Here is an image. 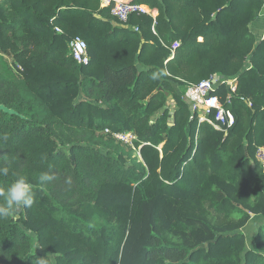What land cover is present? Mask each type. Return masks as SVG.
<instances>
[{
  "label": "trees",
  "instance_id": "1",
  "mask_svg": "<svg viewBox=\"0 0 264 264\" xmlns=\"http://www.w3.org/2000/svg\"><path fill=\"white\" fill-rule=\"evenodd\" d=\"M140 1L159 16H132L128 29L114 28L98 0L0 2V51L44 112L16 106L19 88L0 72V104L25 117L0 111V166H10L0 188L15 172L35 193L0 220V264H264V227L257 251L239 233L249 217L240 210L264 216V40L250 29L263 2ZM76 37L88 44L87 67L70 54ZM213 75L238 78L236 93L216 91L223 104L231 97L226 132L190 120L184 96ZM97 130L135 134L140 159L102 148ZM42 172L52 182L39 184Z\"/></svg>",
  "mask_w": 264,
  "mask_h": 264
},
{
  "label": "built area",
  "instance_id": "2",
  "mask_svg": "<svg viewBox=\"0 0 264 264\" xmlns=\"http://www.w3.org/2000/svg\"><path fill=\"white\" fill-rule=\"evenodd\" d=\"M3 0H0V2ZM100 8L109 9L111 15L121 24H125L132 16L153 15L150 9L135 0H98ZM138 31L137 28H134ZM179 46L175 43L173 49ZM69 50L74 61L82 67H87L92 62L87 42L76 37L69 43ZM21 69V67H19ZM213 75L208 79L201 81L197 85L187 86L186 96L193 103V113L190 120L197 119L199 123H206L219 131H227L235 125V116L228 108L231 104V97L227 98V103L223 104L216 91L221 86H226L230 95L237 92L238 78H220ZM106 134L111 135L115 140L123 144L133 146L137 137L133 133H112L109 130ZM256 160L264 171V147H257ZM117 264H121L120 262Z\"/></svg>",
  "mask_w": 264,
  "mask_h": 264
},
{
  "label": "rangeland",
  "instance_id": "3",
  "mask_svg": "<svg viewBox=\"0 0 264 264\" xmlns=\"http://www.w3.org/2000/svg\"><path fill=\"white\" fill-rule=\"evenodd\" d=\"M261 1L263 2V7H264V0H261ZM261 14L264 15V9H263V12ZM150 16L152 17V15H150ZM258 18H260V17H258ZM255 22H253L250 25V29L256 38V42L259 43V42L264 40V19H261L262 24L260 27H258V31H256V32L254 31L255 29L252 30V28H254L253 24ZM57 32L59 33V29H57ZM251 61H252L251 58H249L246 61V66L248 68H251V65H252ZM20 71H21V69L19 68V65L17 66V64L15 63L14 57L10 54H6V53H3L0 51V72H1V74L3 75L4 79L12 81L13 84L17 85V87L19 88V94H18V97L16 100V106L21 108V110H23V112L25 114H27L29 117L35 116L37 114H40V115L44 114L43 106L41 105L39 100H37L36 97L34 95H32L31 92L28 90V88H27V86L23 80V77L20 74ZM218 76H222V75H218ZM180 88L181 87L175 85L176 93H182L183 92V91L179 90ZM81 95L78 98V101L89 100L92 103L97 104V102H96L97 98L95 96L94 97H86L83 94H81ZM170 96L171 95H169L168 97H170ZM99 105L105 106L102 103H100ZM229 108H231V107H229ZM230 110H232V109H230ZM102 131L103 130H97L98 135H100V139H97L96 141L101 140V138H102L101 136L104 137V138H102L103 143L100 146L102 148H105L108 151H111V153H113L115 155H123L124 158L127 160L128 164L133 165L134 159L136 157L139 158L140 149L135 147L134 144H133V146H129V144H123V143L119 142V140H116L119 143L123 144L122 146L118 145L116 142L110 140V138L107 137V135H109V134H106L105 131H103L104 132L103 133ZM129 149H131L133 151V155L129 154V152H130ZM263 192H264V185H263ZM239 214L243 215V216H245V215L249 216L246 225L239 230V233L245 237L246 249L248 251L249 250L250 251H257L255 238L259 232V229L261 227H264V216L252 214L245 209L240 210Z\"/></svg>",
  "mask_w": 264,
  "mask_h": 264
},
{
  "label": "clouds",
  "instance_id": "4",
  "mask_svg": "<svg viewBox=\"0 0 264 264\" xmlns=\"http://www.w3.org/2000/svg\"><path fill=\"white\" fill-rule=\"evenodd\" d=\"M6 140L7 137H4ZM10 166H0V176L8 177ZM14 179L6 189L0 188V220L7 219L22 210L30 208L35 201L33 185L28 178L15 172L11 173ZM54 179L49 172H42L38 176V183L46 185ZM38 264H43L42 260Z\"/></svg>",
  "mask_w": 264,
  "mask_h": 264
},
{
  "label": "crops",
  "instance_id": "5",
  "mask_svg": "<svg viewBox=\"0 0 264 264\" xmlns=\"http://www.w3.org/2000/svg\"><path fill=\"white\" fill-rule=\"evenodd\" d=\"M135 1H137L138 3L140 2L141 4H143L144 2L143 1H140V0H135ZM144 5H146V4H144ZM146 6H148L149 7V9H150V11L153 13V15H152V17L153 18H156L157 16H159V10L157 9V8H152V7H150V5H146ZM97 17H99V16H97ZM260 18H258V20L253 24L254 26V28H252V30L253 29H255L254 31L256 32V31H258V27H260L261 26V19H264V15H260L259 16ZM100 18V17H99ZM59 33H61V31L59 30ZM142 51V50H141ZM174 56V52H173V55H172V57ZM137 68H138V70L139 71H141V70H143L144 69V67H143V65L142 64H140V63H137ZM180 91H182V89H179ZM184 96H185V99L187 100V101H189L190 102V105H191V107H192V102L187 98V96H186V93L184 94ZM173 104H174V99H173V96H170V97H168V103H167V106H166V108H171V109H173L174 107H173ZM192 111H193V108H192Z\"/></svg>",
  "mask_w": 264,
  "mask_h": 264
},
{
  "label": "water",
  "instance_id": "6",
  "mask_svg": "<svg viewBox=\"0 0 264 264\" xmlns=\"http://www.w3.org/2000/svg\"><path fill=\"white\" fill-rule=\"evenodd\" d=\"M112 25H113L114 28H116V27H120V28H123V29H128L129 28L127 25L121 24V23L116 22V21H112ZM141 40H142V43H141L140 48H139V53L141 52V50L143 49V46L145 44V40H144L143 37L141 38ZM220 78L223 79L224 76H221ZM0 111H2L5 114H8L10 116L16 115V116H20L23 119L25 118L24 116H22L18 112H16L14 109H11V108L5 106L4 104H0Z\"/></svg>",
  "mask_w": 264,
  "mask_h": 264
}]
</instances>
